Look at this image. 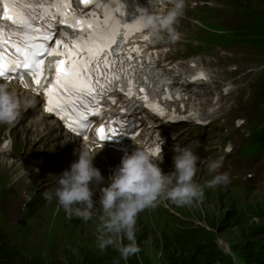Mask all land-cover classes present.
<instances>
[{
	"label": "rangeland",
	"instance_id": "obj_1",
	"mask_svg": "<svg viewBox=\"0 0 264 264\" xmlns=\"http://www.w3.org/2000/svg\"><path fill=\"white\" fill-rule=\"evenodd\" d=\"M222 1L224 2V0ZM243 1L245 0H230L229 2L231 5L221 11L224 16L230 18L226 24L231 26V28L219 26L215 22L206 20L204 14L212 13L214 10L212 7L206 6L203 9H199L196 15L197 17L200 16L201 20L208 24L210 28L219 29L220 33L218 34L210 32L211 36L219 38L224 46L229 47L233 44L231 39L234 37L232 30L234 23L235 25L243 23L242 26H240L241 30L237 27H235V30L239 31L241 36L244 35L247 37L249 32L244 23H247L251 17H253L258 21L261 30L264 32V0H247V4L251 1L250 5L254 10L252 14L251 12L249 13L248 7H244ZM232 18L233 20H231ZM196 33V28H194L193 32L190 29L186 34L193 35V38H195L194 36ZM238 50V52L229 55L222 53L217 47L214 50L208 51L210 54L226 62V65L219 69V75L222 77V81L235 84V88L237 89H235L229 101L234 102L237 100L239 103L245 96L253 92L255 85L264 83V55L260 54L252 47H247L243 42L238 44ZM217 64L216 62L209 63L213 72L217 68ZM246 106L247 104L245 103L239 104L237 110L232 109V113L228 116L231 123H234L236 118H243L246 121L245 128L242 130L245 136L248 129L254 124L252 117L247 114ZM254 106L255 105H250L248 110L260 121V110L254 111V108H256ZM217 132L218 128H212L211 133L213 135V140L208 142L207 139H203L204 142L208 143L210 146H217L219 142ZM193 133L196 136H200L195 130ZM2 143L3 142L0 140V145ZM1 150L2 149H0V156H11V159H9L7 163L2 162V169L4 172H9L10 177L13 178L15 171L20 166V162H22L23 167H25L26 159L20 154L22 150H17L15 153V148H13L8 154L1 153ZM27 152V150L24 151V153ZM31 156H37V153L31 154ZM248 172L253 173L255 177H247ZM237 174L240 178L244 179V186H248L252 180H255L257 184L248 187V189H245V187L228 188L226 186L205 188L203 200L193 206L177 207L174 205L168 207L164 204V207L170 209L179 217L183 216L187 221L186 226H189L190 229H198L204 226L203 228L209 227L214 230L219 248L226 254L230 253L235 264H240L241 262L235 249L238 253L246 257L250 264H255L251 261L253 258L250 256V254H254L253 248H257L255 251L264 250V157L257 159L252 165H243L238 170ZM234 178L235 177H232L229 187H232ZM24 180L27 181V185L33 184L32 181H30L31 176L27 175L26 172L17 183L22 184ZM8 181L9 177L6 175L0 178V192L7 185ZM198 181L202 185L207 182L203 179ZM35 184L37 193L41 191L39 188L45 185L44 182H35ZM241 188L245 190H239ZM20 192H22V190H19L4 200L7 224L3 226L0 231V252L7 249L6 246L1 245V242L4 238L8 239L10 237L11 233L8 231V226L17 228L22 219V202L24 199ZM165 212V209H160L159 211L150 210V208L145 209V215H143L137 225V242L141 248L137 256L141 258L142 254H144L152 264H170V258L172 256L180 253V251L186 256L185 250L191 246V240L186 249L180 245L181 240L185 239L186 233L168 224L165 221ZM39 219V217H34L29 220L30 222L26 223H31V225L38 230L40 236L39 243L44 256L48 259L50 256L60 257L69 255L67 253L72 252L74 246V243L70 240L68 235L70 231L64 225L59 224L58 221L51 223V215L49 217L44 215L42 217V222H39ZM215 219H217V221L214 224H210V222H214ZM2 221L3 215L1 213L0 195V224ZM257 228L261 230L257 231ZM83 234V236L88 238V242L92 243V235L95 234V231H89V229H87ZM166 235L174 236L175 242L171 243L169 239L168 244H166L164 242V237ZM19 239L22 240L21 234L19 235ZM175 246L179 247V251L173 250ZM16 260L17 262L25 263L24 258H17ZM216 263L221 264L220 259L217 260Z\"/></svg>",
	"mask_w": 264,
	"mask_h": 264
},
{
	"label": "clouds",
	"instance_id": "obj_2",
	"mask_svg": "<svg viewBox=\"0 0 264 264\" xmlns=\"http://www.w3.org/2000/svg\"><path fill=\"white\" fill-rule=\"evenodd\" d=\"M187 0H170L171 8L164 15L147 14L141 18L142 26L150 42L167 39L177 42L181 33L176 25L184 14ZM30 106L27 98L19 97L9 84L0 83V125H14L22 115V108ZM157 147L140 146L131 154L125 153L111 181L100 189L99 208L94 200L92 184L100 185L105 178L101 170L94 166L96 153L84 145L79 159L72 163L70 170L64 171L58 180L55 197L68 218L77 217L88 222L99 217L97 225V246L104 250L112 246L127 259L141 251L137 242V221L145 209L155 208L161 203L171 202L177 207L193 206L203 200L205 188H216L230 183L227 172H219L222 161L219 159L203 161L212 178L202 185L195 180L197 162L201 159L192 147H175V171L165 174L160 167L163 161L162 144ZM11 142L0 145L4 152L10 151ZM10 158L0 156L7 163ZM26 172L23 163L14 173L13 181L20 180ZM254 183L253 185H256ZM235 187H240L236 185ZM240 190V189H239ZM51 198V197H49ZM128 243L124 244V239ZM116 264H119L117 261Z\"/></svg>",
	"mask_w": 264,
	"mask_h": 264
},
{
	"label": "snow or ice",
	"instance_id": "obj_3",
	"mask_svg": "<svg viewBox=\"0 0 264 264\" xmlns=\"http://www.w3.org/2000/svg\"><path fill=\"white\" fill-rule=\"evenodd\" d=\"M80 3L85 7H102L104 22L100 23L95 13L86 18L75 9H71L70 15L71 5L65 2L53 5L56 9L55 13L45 9L44 15L40 17L41 20L47 16L49 21L58 20L60 24H67L77 30V35L69 42H65L62 38L56 39L55 47L48 46V42L55 34L52 31L55 27L54 23H47L48 30L44 31L34 24L31 17L14 11L9 13L8 9L14 8V5L4 3L0 8V17L10 21L18 29L13 34L15 38L11 41V48L15 51L6 56L3 49L8 41L3 39V29L0 28V77L6 81L12 80L14 77L10 75L11 73L19 74L26 71L39 91L45 83H48L46 73L54 71V79L46 89L47 111L61 116L74 132L78 128L89 127L87 116L99 114L101 98L112 87L111 80L101 71V65L105 69L111 66L113 61L108 57L113 51L112 45L117 43L116 38L120 35L122 27L121 20L112 16L103 0H80ZM38 34L42 42H38ZM63 35L67 36V33ZM48 57L51 59L45 65V59ZM132 58L128 57V59ZM123 59L121 57V60ZM199 75L203 77L202 73ZM19 79L25 83V86H29L24 81L23 74L19 75ZM102 79L103 83H101ZM105 85L108 87L106 88ZM137 90L142 91V89ZM127 93L130 96L134 95L131 88L127 89ZM143 99L147 100L148 97L144 96ZM149 106L161 116L165 115L163 109L158 106L151 104ZM98 135L102 141L111 139L115 137V129L109 128L106 131L105 128H101L98 130Z\"/></svg>",
	"mask_w": 264,
	"mask_h": 264
},
{
	"label": "trees",
	"instance_id": "obj_4",
	"mask_svg": "<svg viewBox=\"0 0 264 264\" xmlns=\"http://www.w3.org/2000/svg\"><path fill=\"white\" fill-rule=\"evenodd\" d=\"M244 24L246 25V29L249 32V34L247 35V40L249 42H252L251 44L253 46L257 47L260 51L264 53V32L261 30L258 21H256L255 18L251 17V19ZM262 99H264V90ZM215 222L216 221H214L213 223ZM199 230L200 229L197 228L187 230L186 237L185 239L181 240L180 245L184 249H186V247L189 245L190 236H192L193 238L191 239V246L187 250H185L186 256H184V253H181V251L180 253L172 256L170 258V264H217L216 261L219 259L221 264H235L233 262L232 255L224 253L223 250L219 248L215 239V235H213L212 233H207L208 235H204V231ZM256 230L258 231L261 229L257 228ZM194 234L195 236H193ZM79 238L80 239L78 240L76 245L81 246L85 242H88L82 237ZM178 248L179 247L175 246L173 250L179 251ZM255 249L253 248L254 254H250L251 258H253V260L251 261H253L255 264H264V250L255 251ZM83 250H85L87 253L85 254ZM90 250L91 249H82L76 254V257H72L73 259L68 258L67 260L65 258V260L60 259L58 261L51 259L45 261L42 257V254H39L38 256H33L32 260L26 259L25 263L17 262V260L15 259L2 260L1 257L0 264H116L117 261L119 262V264H152V262H149L148 257L144 254H142L141 258L136 255H132L127 260H125L117 252H115L114 259H107L106 255L102 252H95L97 255H99L96 261H86L84 256L90 254ZM235 252L240 257V264H250L249 260L240 253H238L236 249Z\"/></svg>",
	"mask_w": 264,
	"mask_h": 264
},
{
	"label": "bare ground",
	"instance_id": "obj_5",
	"mask_svg": "<svg viewBox=\"0 0 264 264\" xmlns=\"http://www.w3.org/2000/svg\"><path fill=\"white\" fill-rule=\"evenodd\" d=\"M257 10V9H256ZM174 64H165V66H164V69H163V71H165L166 73H168V74H174L175 72L176 73H178L179 71H176V67H175V64H180V65H184L185 67H187V64L184 62V61H180V60H178V61H175V62H173ZM209 75H210V78H211V81H210V85L211 84H213V83H215L216 82V79H215V77L214 76H212L211 75V73H209ZM198 89V88H197ZM196 95H197V99H199V100H201V102H202V100L204 99V96L197 90L196 91ZM217 95H219L217 92H214V93H212L211 95H209L210 96V98H213V97H215V96H217ZM209 97H207V100L208 101H211V99H210ZM213 102H215V101H213ZM202 104V103H201ZM192 108H194V107H192ZM3 145H5V143L3 144ZM245 189H248V187L247 186H245ZM216 221H217V219H215ZM210 224H214L213 222H210ZM200 230H203L204 231V235H208V234H210V233H212L213 235H215V231L214 230H212V229H210L209 227L208 228H201ZM199 230V231H200ZM208 233V234H207ZM193 236H195V234L193 235ZM193 237L192 236H190V240L192 239ZM215 239H216V236H215ZM216 242H217V240H216ZM190 243H191V241H190ZM225 246V245H224ZM227 254H229V253H227ZM128 259V258H127ZM127 259H125V260H127ZM58 260H60V259H58ZM57 260V261H58Z\"/></svg>",
	"mask_w": 264,
	"mask_h": 264
}]
</instances>
